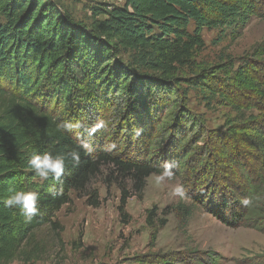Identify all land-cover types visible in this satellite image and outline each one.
<instances>
[{
  "label": "trees",
  "instance_id": "16d2710c",
  "mask_svg": "<svg viewBox=\"0 0 264 264\" xmlns=\"http://www.w3.org/2000/svg\"><path fill=\"white\" fill-rule=\"evenodd\" d=\"M91 10L84 24L53 0H0V264L13 262L35 231L57 229L54 217L72 194L89 196V205L98 207L97 192L88 189L103 167L116 174L117 211L125 221L127 201L140 197L149 177L173 173L171 160L182 155L172 153L170 162L159 163L141 147L150 143L158 115L176 108L158 129L171 135L169 147L185 136L187 122L201 125L187 106L190 90L207 109L227 106L232 113L223 130L206 131L203 149L210 161L191 175L205 180L198 203L209 209L214 194L224 208L228 195L243 203L264 180V40L236 66L228 62L181 74L192 71L204 49V30L237 39L253 19L264 21V0H124ZM131 51L142 53L141 70L124 62L123 54ZM112 110L122 120L118 137L104 124ZM95 116L103 125L87 120ZM73 151L79 164L68 155ZM33 152L65 157L59 181L34 174L28 167ZM15 190L38 194L40 212L31 220L5 206ZM247 207H231L227 220L217 214L230 224ZM156 214L147 211L152 241L167 223H157ZM158 264L170 263L161 258Z\"/></svg>",
  "mask_w": 264,
  "mask_h": 264
},
{
  "label": "rangeland",
  "instance_id": "374dc122",
  "mask_svg": "<svg viewBox=\"0 0 264 264\" xmlns=\"http://www.w3.org/2000/svg\"><path fill=\"white\" fill-rule=\"evenodd\" d=\"M53 2L84 24L90 22L91 9L102 3L99 0ZM122 3L110 0L108 4H102L121 6ZM202 38L204 49L196 55L192 71L181 73L185 77L228 62L236 66L243 58L251 56L264 40V21L253 19L234 40L227 36L221 38L217 32L208 30L203 31ZM123 59L133 69L141 70V52H125ZM197 98L195 92L190 90L187 106L192 118L199 116L195 121H200V126L197 123L196 128H191L192 123L187 122L185 136L175 139L169 147L171 135L158 129L163 128L167 114L172 112L173 107L158 115L160 123L150 143H140L148 151L149 158L159 163L170 162L172 153L175 157L178 153L182 155L171 160L173 173L170 178L165 176L158 183L156 177L159 175L149 177L140 197L132 196L127 201L128 218L125 221L117 211L120 191L113 180L116 174L110 167H103L88 189V193L97 192L98 207L89 205V196L72 194L70 203L54 217L58 228L43 227L35 231L10 264H158L161 258L170 264L174 260L180 261V264H192L194 259H203L211 264L208 257L215 264H264V180L257 183L254 192H249L246 197L248 204L244 205L248 206L247 210L230 224L225 221L230 217V208L244 207L238 197L228 195L225 208L216 194L210 195L209 209L198 203L197 195L202 194L201 188L206 184L204 179L197 182L191 175L195 166L210 161L209 153L203 149L206 146V131L223 130L232 113L227 106L207 109ZM87 120L103 125L98 116ZM121 123L122 120L113 110L104 122L115 137H118L116 133ZM83 138L89 139L85 132ZM123 140H127V136ZM169 149L171 151L166 154L165 150ZM125 186L127 188V182ZM207 199H204L203 205ZM181 208L187 209V213ZM152 209L157 211V223L163 219L167 222L165 227L157 228L155 241L151 240L153 230L146 222L147 211ZM220 211L225 220L218 217L217 212Z\"/></svg>",
  "mask_w": 264,
  "mask_h": 264
},
{
  "label": "clouds",
  "instance_id": "9594fccd",
  "mask_svg": "<svg viewBox=\"0 0 264 264\" xmlns=\"http://www.w3.org/2000/svg\"><path fill=\"white\" fill-rule=\"evenodd\" d=\"M68 155L75 164H79L80 158L78 152L73 151ZM28 167L41 179V181H46L49 178L59 181L65 173V157L62 155L54 157L47 152L43 154L33 152L28 160ZM165 176L170 178L171 173L165 171L163 174L157 176V182H162ZM49 191L54 192L55 188L50 187ZM177 191H179V189H177ZM38 199V194L36 192L15 190L12 195L4 200V204L9 208H19L25 219L31 220L40 212ZM243 203L247 205L248 201L245 200Z\"/></svg>",
  "mask_w": 264,
  "mask_h": 264
},
{
  "label": "built area",
  "instance_id": "2783aa9c",
  "mask_svg": "<svg viewBox=\"0 0 264 264\" xmlns=\"http://www.w3.org/2000/svg\"><path fill=\"white\" fill-rule=\"evenodd\" d=\"M99 1L102 2V3H106V4H108L110 0H99ZM123 1H124V0H118V3H120V2L122 3ZM122 4H123V3H122ZM122 4H121V5H122Z\"/></svg>",
  "mask_w": 264,
  "mask_h": 264
}]
</instances>
